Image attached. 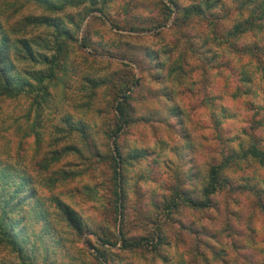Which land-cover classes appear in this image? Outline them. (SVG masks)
I'll list each match as a JSON object with an SVG mask.
<instances>
[{
    "label": "rangeland",
    "instance_id": "1",
    "mask_svg": "<svg viewBox=\"0 0 264 264\" xmlns=\"http://www.w3.org/2000/svg\"><path fill=\"white\" fill-rule=\"evenodd\" d=\"M64 1L0 0L9 40L57 55L42 82L30 75L52 64L14 60L15 86L31 85L0 97V164L34 191L23 261L264 264L256 161L222 169L207 207L179 201L230 150L264 146V0ZM40 15L58 26L28 24ZM21 262L0 245V264Z\"/></svg>",
    "mask_w": 264,
    "mask_h": 264
},
{
    "label": "trees",
    "instance_id": "2",
    "mask_svg": "<svg viewBox=\"0 0 264 264\" xmlns=\"http://www.w3.org/2000/svg\"><path fill=\"white\" fill-rule=\"evenodd\" d=\"M42 6L46 10H58L71 1L66 2L64 0H32ZM48 16L40 15L39 17L28 18V24L41 26L43 28L53 26L57 27V22H50ZM31 41L23 38H14L9 40L3 33L0 24V97H13L19 94V91L23 90L24 86H30V82L23 81L16 78V81L20 82V86H15L14 78V60L26 59L33 60L36 56L40 59V63L44 65H51L48 67L47 72L45 70L39 75H30L31 78L38 76L37 82H42L43 79H50L53 75L52 68L57 58L56 54L48 56L46 52L32 54ZM35 41V40H34ZM35 42H33L34 45ZM40 47L45 50L51 51L47 41H40ZM59 51V49H57ZM56 50V52H57ZM256 50H260V47ZM125 97V96H124ZM118 106V110H119ZM249 157L256 161L261 167L264 168V146H258L250 144L245 148L239 147L238 150H230L220 162L210 167L206 183L201 187V197L198 199H192L188 196L182 195L179 198L181 203L187 206L202 209L209 205V196L213 195L224 183V177L220 176V171L226 168L231 162L237 159H244ZM11 165L0 164V245L5 246L16 258L22 260V264H36L33 262H24L25 251L27 249L28 237L24 233L22 225L23 216L22 207L28 204L29 200L33 197L34 191L30 189V180L28 178L18 182L16 180V172ZM24 186V188H22ZM64 220L71 224L75 229L79 228L77 218H75L73 212L66 206L56 200ZM173 202L171 206H175ZM27 215V214H26ZM81 227V226H80ZM19 229V230H18Z\"/></svg>",
    "mask_w": 264,
    "mask_h": 264
}]
</instances>
